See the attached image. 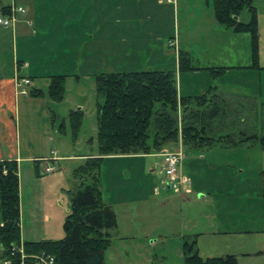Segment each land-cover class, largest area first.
<instances>
[{"label": "rangeland", "instance_id": "obj_1", "mask_svg": "<svg viewBox=\"0 0 264 264\" xmlns=\"http://www.w3.org/2000/svg\"><path fill=\"white\" fill-rule=\"evenodd\" d=\"M188 1L192 5L191 11L182 10L178 30L181 50L187 51L193 58L192 64L195 67L247 65L248 55H251L249 35L235 34L220 26L214 18L211 0ZM240 20L244 23L250 21L247 11H244ZM259 46L264 52L263 37L259 39ZM260 48L259 63L264 66V54L261 61ZM171 51L175 56L176 51ZM176 77L184 95L201 96L210 87H218L221 91L229 88L248 95L252 86H261L257 73L227 74L217 80L208 72H181L178 68ZM95 98V80L70 82L66 101L54 108L58 120L53 132L58 138L55 146L57 154L51 156L54 161H45L41 165L42 174L46 166H53L57 171L47 177L37 175L31 178L32 168L30 172L28 167L23 166L21 219L27 232L31 227L38 229L44 225L47 230L44 239L58 241L65 237L63 226L71 212L68 191L72 186L73 172L81 162H59L58 158L99 153ZM80 104L84 105L81 109L84 118L79 135L74 140L68 117L69 111L80 109ZM245 106L238 117L255 125L257 116L253 113L257 104L252 102ZM257 111H260L259 116L264 124V109L259 108ZM62 122L66 124V135L59 132ZM170 147L175 148L168 149V152L182 151L180 174L190 181V186L186 189L182 186L166 188L162 184L163 158L158 157V154L122 165V170L133 168V188L128 190L131 200L148 191L151 194L148 202L137 203L138 211L133 215L120 210L118 228L113 231L114 235L112 233V245L105 252V264H185L184 244L195 240L202 258L224 257L234 253L238 264H264L261 258L242 257L239 239L232 236L233 232L241 231L245 223L249 224V218H255L254 210L258 209V204H254L255 201L250 198V192L259 186L256 157L251 154V150H225L218 147L203 151L184 147L181 140ZM147 163L156 173L146 168ZM140 166H145V171L134 178ZM261 223L259 221L256 224L263 227ZM253 242L257 247L261 246L260 242Z\"/></svg>", "mask_w": 264, "mask_h": 264}, {"label": "crops", "instance_id": "obj_2", "mask_svg": "<svg viewBox=\"0 0 264 264\" xmlns=\"http://www.w3.org/2000/svg\"><path fill=\"white\" fill-rule=\"evenodd\" d=\"M18 4L24 7L26 13L18 15L16 31L0 30V161L18 163L21 193L23 166L28 167L30 172L32 168L31 178L37 175L47 177V174L41 173V165L45 161L53 160L51 156L57 154L55 146L58 138L53 135V132L58 121L54 108L59 103L52 101L48 96L36 97L30 93L37 91L46 93L51 82L50 78L53 76L67 77L66 96L63 101L65 102L68 96V85L73 81L81 83L87 79L95 80L97 75L112 73L141 71L176 73L179 68V54L188 53L181 50V36L178 30L180 15L184 9L191 11L192 5L187 0L185 2L183 0L172 2L166 0H18ZM255 6L258 11L259 39L262 40V37L264 38V0H256ZM247 13L250 15L248 11ZM174 40L177 42V47L171 48L170 42ZM172 49L176 51L175 56L172 54ZM262 53L264 54L260 48L261 61H263ZM251 59V55H248L247 65L220 66L233 69H229L219 79L227 74L255 75L257 73L261 80L260 88L252 86L248 95L229 88L224 91L218 87L215 88L231 99H238L244 105L252 102L257 104L253 114L257 116L256 130L259 135H262L264 124L259 116L260 111L257 110L264 109V66L259 63L260 69L249 68L252 65ZM192 72L206 73L207 71ZM18 79L30 80L29 96L19 94ZM177 85L180 96H195L182 94L181 86L178 83ZM82 108L84 105L80 104L79 110ZM218 147L223 146L217 145L203 151ZM174 148L169 146L163 152ZM236 148L251 150V154L256 157L255 168L259 176V186L257 185L250 192V198L255 201L254 204H258V209L254 210L255 218H249L250 225L245 223L243 229L233 232L232 236L239 239V249L243 250L242 255L240 254L242 257L264 259V225L260 227L256 224L259 221L264 224V149L258 143L223 147L225 150ZM162 153L156 155L162 158ZM97 155L93 154V156ZM86 156L90 155L61 157L58 161L81 162ZM149 156H121L105 159L101 171L103 198L113 207L117 221L120 210L133 215L138 211L137 203L148 202L151 194L148 191L135 200H131L128 190L133 188V168L122 170L121 166L128 162L143 161V158ZM146 168L151 173H156V170L151 169L148 163ZM144 171L145 166H140L134 178L142 175ZM40 181L36 182L40 183ZM189 186L182 187L186 189ZM139 214L140 212L137 213ZM40 227L38 229L31 227L27 232L24 220L21 219L22 241H57L44 239V232L47 230L44 225ZM112 233L114 235V232ZM253 240L260 242L261 246L257 247Z\"/></svg>", "mask_w": 264, "mask_h": 264}, {"label": "trees", "instance_id": "obj_3", "mask_svg": "<svg viewBox=\"0 0 264 264\" xmlns=\"http://www.w3.org/2000/svg\"><path fill=\"white\" fill-rule=\"evenodd\" d=\"M256 0H211L217 23L236 34L250 37L252 65L259 66V26ZM8 0H0L5 12ZM250 13V21L239 20ZM230 67L199 68L188 53L179 54V70H205L214 79ZM48 91L30 95L48 96L61 103L66 96V76H53ZM97 156H86L73 172V188L68 191L71 212L64 222L65 237L58 241L23 242L18 163L0 161V264H105V252L117 229L116 213L103 198L101 171L105 159L121 156L159 154L181 140L183 146L210 149L217 145L243 144L264 149V134L238 116L245 105L216 88L201 96H180L176 73L141 71L101 74L95 77ZM84 113L71 111L68 122L75 140ZM65 122L59 132L66 135ZM185 264H238L236 256L202 258L197 241L184 244Z\"/></svg>", "mask_w": 264, "mask_h": 264}, {"label": "built area", "instance_id": "obj_4", "mask_svg": "<svg viewBox=\"0 0 264 264\" xmlns=\"http://www.w3.org/2000/svg\"><path fill=\"white\" fill-rule=\"evenodd\" d=\"M166 1L172 2L174 0ZM6 6H8V9L5 12L0 11V30L15 32L18 25V15L25 14L26 10L18 4V0H8ZM170 47H177L176 40L170 42ZM30 83L31 82L28 79H18L17 89L19 94L29 96L28 87L30 86ZM161 156L163 158L164 166V179H162V184L166 188H178L180 186L190 185V181L180 174V165L183 160L182 151H165ZM56 171L57 169L53 166H46L44 169V173L47 175L53 174ZM43 264H53V260L45 261Z\"/></svg>", "mask_w": 264, "mask_h": 264}]
</instances>
